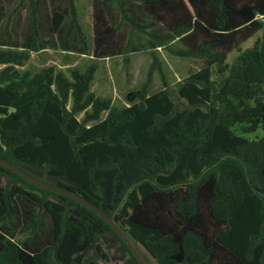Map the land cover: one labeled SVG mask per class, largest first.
I'll return each mask as SVG.
<instances>
[{
  "label": "trees",
  "instance_id": "1",
  "mask_svg": "<svg viewBox=\"0 0 264 264\" xmlns=\"http://www.w3.org/2000/svg\"><path fill=\"white\" fill-rule=\"evenodd\" d=\"M25 1L28 48H0V157L41 171L43 180L56 177V185L112 216L149 264H264V136L245 135L264 128V0H104L116 4L119 20L95 19V45L109 48L101 54L114 51L119 43L111 40L126 26L123 59L133 37L151 58L121 107L91 90L96 63L69 73L53 64L33 74L18 70L40 43L52 42L39 31L35 0L10 10L6 40ZM68 8L64 38L86 46L74 0ZM63 19L53 12V31ZM159 47L201 66L172 89ZM155 71L163 87L151 92ZM16 198L42 206L50 237L32 247L0 230V264H104L100 238L110 233L137 261L92 210L0 164V222L12 229ZM37 225L36 218L32 232Z\"/></svg>",
  "mask_w": 264,
  "mask_h": 264
},
{
  "label": "rangeland",
  "instance_id": "2",
  "mask_svg": "<svg viewBox=\"0 0 264 264\" xmlns=\"http://www.w3.org/2000/svg\"><path fill=\"white\" fill-rule=\"evenodd\" d=\"M7 2L5 7L8 5ZM36 5L38 26L45 32L41 33L43 37L50 38L52 42L50 45L41 43L40 48H42V50L40 52H31L30 58L25 62V64L22 66H17L18 70L20 72H28L29 74H33L39 71L42 67L51 64L56 66L59 64H67L64 67L66 71L68 70L67 68L72 66L77 68L79 71H83L92 60L88 57V54H90L91 48L93 46V19L90 15V8L88 7L87 11L82 12L79 10L82 15L81 22L83 24V29L87 36V45L82 46L72 37H68L67 39L64 38V29L67 24L68 14L67 19L64 20L61 29L58 32H53V29H50L51 16H47L50 15V0H36ZM110 7L111 10L105 12V16L108 18L114 17L113 19H117L118 21L119 15L116 13V4L111 2ZM22 13L24 14V12ZM31 16L32 15L30 14L29 20H31ZM47 17L50 28L44 29L43 25L46 23ZM31 31V27L28 33L26 27H22L20 24L15 31L14 38L12 36V40L10 42L6 41L3 32V41L0 42V48H27L31 39ZM262 31L263 30L258 31L256 34L244 41L241 44V49L244 50L251 46L255 38L262 35ZM124 32L127 36L126 26ZM132 45L135 49V52L132 56H130L128 62L123 59V55L121 57L111 58L108 60H97L98 63L100 62V68L94 74L91 89L93 88L94 93L99 97L110 99L112 101V105L116 107L127 105V102L124 99L125 92L140 86L145 78L146 70L151 62L148 52L138 47L134 37L132 38ZM157 52L161 60L163 77L166 83L172 89L175 88L177 81L184 78L189 73L199 69L201 66L200 60L196 58L175 56L168 53L161 47L157 49ZM237 54V50L232 51L228 54L225 62H233ZM103 66H109L111 71L106 74V72L103 71ZM160 77L161 75L155 71L150 87L151 92L157 91L163 87ZM104 115L105 113H103V116ZM81 116L82 114H79L78 117L80 118ZM245 135L249 138L263 137L264 128L260 127L255 132ZM24 168L37 177L43 176V173L37 169L28 166ZM2 180L3 183L8 181L7 178H3ZM45 180L55 183L57 178L54 176H45ZM48 197L53 200L55 199L54 195H49ZM15 203L17 208L15 218L16 227L12 229L8 223L3 221L0 222V230L9 236H13L17 242H23L32 247L39 245L42 246L44 242L50 237L51 220L47 212L39 204L32 203L22 198H16ZM36 218L38 225L32 232ZM100 242L102 243L104 251L109 256V261L104 264H139L136 260H134L123 243L119 241V239L114 234H106L100 238Z\"/></svg>",
  "mask_w": 264,
  "mask_h": 264
},
{
  "label": "crops",
  "instance_id": "3",
  "mask_svg": "<svg viewBox=\"0 0 264 264\" xmlns=\"http://www.w3.org/2000/svg\"><path fill=\"white\" fill-rule=\"evenodd\" d=\"M7 1H9V2H7ZM17 1L18 0H0V20H1V22H0V42L3 41L4 24H5V20L7 18V15L10 12V10L13 8V6L17 3ZM74 1H75L76 10H77V14H78L80 22H81V18H82V15H81L80 11L81 12L82 11H87L88 7L90 8V10H89L90 11V15H91V17L93 19V24H92V27H93L92 44H93V46L91 48L90 54H88V57L92 59L89 64L96 63L97 64V70L96 71H98L99 68H100V62L98 63L97 60H108V59H111V58H118V57H121L123 55L122 54V47H124L126 45L127 36L125 35V32H124V36L123 37H121V38L114 37L113 40H111V41L118 42L119 45L116 46V47H112L113 50H114L113 52H106L104 54H101V52H103L104 49L108 50L109 48L107 47V45H102V46H99L98 48L95 45V42H94L95 19H100L101 21L102 20H107L108 24H110L111 22H117V19L116 20L113 19L114 17L113 18H108V17L105 16V12H108L109 10H111L110 3L105 2L104 0H74ZM6 2H7L8 5L5 7ZM50 2H51L50 15H47V16H51V18H52V14H53L54 11H60V12H62L64 14V19H63V22H64V20L67 19V14H68V20H67V24H68V22L70 20V14H69V8H68V0H50ZM97 4L99 5L98 8H97ZM35 5H36V0H35ZM3 7H4V9H3ZM36 9H37V5H36ZM22 12H24V14ZM29 12H30V8H29V5H28V2L25 1L23 3L22 7L13 16V19H12V22H11V31H12L13 38H14V35H15V31H16L17 27L20 24H21L22 27H26L27 32L29 31V29L31 27V20H29L31 12L30 13ZM116 13L118 14L117 9H116ZM4 18H5V20H4ZM118 20H119V16H118ZM63 22L60 25L59 30L61 29V27L63 25ZM67 24H66V26H67ZM81 24H82V22H81ZM43 26H44L43 27L44 29H49L50 26H51L50 29L52 30L53 29L52 28L53 27L52 26V20H51V25L49 26L48 17H47V21H46V23ZM66 26H65V28H66ZM82 26H83V24H82ZM38 28H39L40 33L41 32L45 33L42 29H40L39 26H38ZM124 29H125V27L122 30L124 31ZM53 32H55V31H53ZM119 32L120 31H118V33ZM42 33H41V35H42ZM4 38H5V34H4ZM108 40H110V39H108ZM6 41H8V40H6ZM10 41H8V42H10ZM30 41H31V39H30ZM40 44H39V50L37 52H40L42 50V48H40ZM21 48H26V47H21ZM134 52H135V49H134L133 45L131 44L130 52H129L128 57L130 58V56H132L134 54ZM29 58H30V56H29ZM70 58H72V57H70ZM65 65H67V64H65ZM65 65L59 64L57 67L64 69ZM70 68H75V67L72 66V67L67 68L68 69L67 70L68 73H69V69ZM103 71L106 72V74H108V72L111 71V69L109 68V66L108 67L103 66ZM91 90L93 91V88Z\"/></svg>",
  "mask_w": 264,
  "mask_h": 264
},
{
  "label": "water",
  "instance_id": "4",
  "mask_svg": "<svg viewBox=\"0 0 264 264\" xmlns=\"http://www.w3.org/2000/svg\"><path fill=\"white\" fill-rule=\"evenodd\" d=\"M0 164L9 168L10 170L14 171L18 175L25 178L27 181L35 184L36 186H39L41 188L50 190L54 193H60L65 196L71 197L83 206L89 208L94 213H96L99 217H101L106 223H108L113 230L117 233V235L128 245L129 249L131 250L132 254L136 257L139 264H149L148 260L145 258L144 254L141 252V250L138 248L136 243L133 241V239L125 232V230L115 221V219L89 202L87 199L81 197L77 193L71 191L70 189L61 187L56 185L55 183H51L49 181L43 180L40 177H37L30 173L25 168L13 164L12 162L0 157Z\"/></svg>",
  "mask_w": 264,
  "mask_h": 264
}]
</instances>
